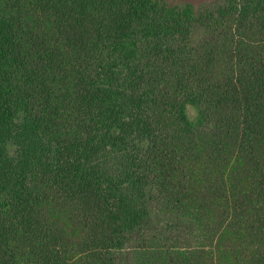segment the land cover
Instances as JSON below:
<instances>
[{
  "label": "trees",
  "instance_id": "obj_1",
  "mask_svg": "<svg viewBox=\"0 0 264 264\" xmlns=\"http://www.w3.org/2000/svg\"><path fill=\"white\" fill-rule=\"evenodd\" d=\"M0 264H264V0H0Z\"/></svg>",
  "mask_w": 264,
  "mask_h": 264
},
{
  "label": "rangeland",
  "instance_id": "obj_2",
  "mask_svg": "<svg viewBox=\"0 0 264 264\" xmlns=\"http://www.w3.org/2000/svg\"><path fill=\"white\" fill-rule=\"evenodd\" d=\"M175 1H177V2H181V1L190 2V3L194 4V5H199V4H201L203 2H206L208 0H175Z\"/></svg>",
  "mask_w": 264,
  "mask_h": 264
}]
</instances>
